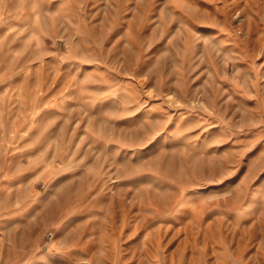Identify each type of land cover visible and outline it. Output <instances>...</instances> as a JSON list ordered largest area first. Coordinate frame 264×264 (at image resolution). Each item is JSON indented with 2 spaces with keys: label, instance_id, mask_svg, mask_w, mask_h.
Segmentation results:
<instances>
[{
  "label": "rangeland",
  "instance_id": "rangeland-1",
  "mask_svg": "<svg viewBox=\"0 0 264 264\" xmlns=\"http://www.w3.org/2000/svg\"><path fill=\"white\" fill-rule=\"evenodd\" d=\"M0 264H264V0H0Z\"/></svg>",
  "mask_w": 264,
  "mask_h": 264
}]
</instances>
